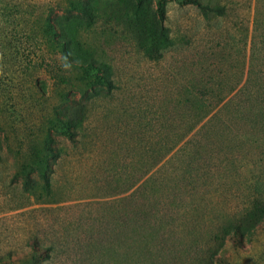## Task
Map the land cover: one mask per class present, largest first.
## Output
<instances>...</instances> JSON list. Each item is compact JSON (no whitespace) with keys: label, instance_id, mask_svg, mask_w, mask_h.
Listing matches in <instances>:
<instances>
[{"label":"rangeland","instance_id":"obj_1","mask_svg":"<svg viewBox=\"0 0 264 264\" xmlns=\"http://www.w3.org/2000/svg\"><path fill=\"white\" fill-rule=\"evenodd\" d=\"M20 1L0 0V264H22L33 246L41 252L38 264H264V218H249L259 226H244L242 238L214 240L253 197H264V132L251 124L253 116L235 113L234 103L208 126L229 124L232 130L216 131L227 139L207 132L210 144L198 137L199 145H187L163 168L168 178L176 169L177 184L159 183L160 196L147 209L160 231L155 238L137 240L131 223L137 207L119 202L134 188L115 195L145 171L148 153L188 129L193 138L244 85L256 0H202L226 8L225 17L210 20L192 5L161 0L172 44L157 60L143 51L159 28L155 0H89L88 14L61 17L58 26L73 39L69 57L94 60L111 86L80 100L86 118L73 140L53 136L61 157L51 161L48 191L35 176L24 186L17 172L31 163L28 148L41 145L47 116L67 109L73 117L80 108H65L59 94L69 88L38 68ZM31 2L61 10L54 0ZM68 93L79 100L76 90ZM201 98L223 102L195 126L203 111L197 115L193 102Z\"/></svg>","mask_w":264,"mask_h":264},{"label":"trees","instance_id":"obj_2","mask_svg":"<svg viewBox=\"0 0 264 264\" xmlns=\"http://www.w3.org/2000/svg\"><path fill=\"white\" fill-rule=\"evenodd\" d=\"M56 4L61 8L60 14L54 11L52 5L36 4L31 0L20 1L23 8L22 29L26 33L31 30L32 34L26 37L31 40L36 46L39 54L35 55L38 63V68L57 80L59 85L68 87L67 91L61 90L59 98L65 108H71L75 106L78 109V115L68 114L67 109H55L50 115L47 116L43 123L44 137L41 145L37 147L28 148V155L31 157V163L29 165H22L17 172V176H20L23 180V185L28 186L33 179V176L37 177L43 184L44 190L48 191L50 188V180L52 174L51 161L57 160L61 157V151L53 146L54 135H60L65 139L71 141L75 135V129L80 127L86 118L85 110H83L85 103L80 101L88 99L89 93H94L97 88L104 87L109 88L111 86L110 81L106 77L104 70L99 67L94 60L90 61H78L74 58H70L67 53V46L73 41L72 38L66 36L64 32L58 26L61 17L66 16L69 12H79L81 14H88L89 0H54ZM139 2L142 0H138ZM180 5H192L197 8L199 15L204 20H210L212 18H223L226 16V8L217 3L204 2L202 0H173ZM156 10L159 16V28L153 30L149 42L144 46V54L150 60H157L162 57V50L169 47L172 44V39L168 34L166 28L162 26L164 20V4L161 0H155ZM27 16L31 17L28 19ZM247 30H245V38H247ZM261 40V41H260ZM80 47L82 43L78 41ZM262 50H264V0H256L255 12L253 17L252 34L250 38V55L248 59L247 78L241 89L232 96L228 101L224 102L217 100L214 103H207L204 99H199L193 102V107L202 114L196 119L195 126H198L205 118L209 117L210 113L216 109L219 104L221 107L209 117L199 131L193 138H188L192 129L178 133L175 137L169 136L168 143L161 145L160 150L153 149L151 153H148V158H152L147 164L145 171L128 187L124 188L121 193L115 195H122L129 190H134L119 202L130 200V204L135 203L136 209L133 211V222L131 221L133 228L132 231L135 234L137 240H144L154 236L158 232V228L154 229L153 225L148 217V207L153 206L154 198L160 195H156L160 188L159 183H163L167 179L173 181L176 185L174 168L171 177L168 178V172L163 168L169 164L171 166L172 159L178 157L180 152L187 145H199L197 138H205V144L211 143V137L207 133L214 135V138L227 139L225 134H217L216 131H230L232 127L229 124L228 128H215L208 129V126L214 124L216 126V119L220 113L228 115L230 105L234 103L235 113L242 115L245 113L247 118L253 116L254 121L251 124H255V129L264 132V82H260L259 77L264 74V58L262 57ZM57 66L59 72H54V67ZM262 72V73H261ZM258 76V77H257ZM259 80V81H258ZM36 87V86H35ZM76 90L79 95V100L74 97H70L68 91ZM234 92V88L231 90ZM246 95L242 99L240 95L245 93ZM222 127V126H221ZM208 129V130H206ZM223 136V137H222ZM187 139V140H185ZM222 141V140H221ZM183 142V143H182ZM182 143V144H181ZM219 143V142H216ZM183 145L182 147H179ZM178 150L174 153V151ZM179 152V153H178ZM177 154V155H176ZM173 155V156H172ZM175 155V157H174ZM166 158V163L161 165L156 171H153L158 167L162 160ZM168 158V159H167ZM168 181V182H169ZM167 184V183H165ZM144 191H148V194L144 195V201L139 202L137 196ZM151 215V213H150ZM154 218V215H151ZM254 217L257 222H262L264 218V197H253L249 203V206L239 215L230 218L226 223L219 227L217 234L215 235V241L224 242L230 238H242L243 227L257 228L256 225L251 224L249 218ZM156 230V231H155ZM149 233L150 236H149ZM149 236V237H148ZM158 236V235H157ZM150 238V239H152ZM215 252V251H214ZM41 256V252L33 246L31 253L25 258V262L22 264H38V258ZM211 256H215L212 254Z\"/></svg>","mask_w":264,"mask_h":264}]
</instances>
